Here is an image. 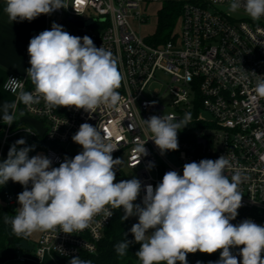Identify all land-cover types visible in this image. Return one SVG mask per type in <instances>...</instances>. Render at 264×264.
I'll list each match as a JSON object with an SVG mask.
<instances>
[{
  "label": "built area",
  "instance_id": "obj_1",
  "mask_svg": "<svg viewBox=\"0 0 264 264\" xmlns=\"http://www.w3.org/2000/svg\"><path fill=\"white\" fill-rule=\"evenodd\" d=\"M64 2L67 8L45 14V30L55 23L73 36L87 35L97 48L111 51L122 75L117 89L121 100L114 107L100 105L93 113L74 107L48 109L43 100L25 105L19 100L20 92L34 93L35 87L27 74H10L4 90L17 98L16 109L42 122L46 131L41 135L30 128L15 129L12 123L6 125L3 144L24 131L30 136L29 158L43 155L52 161V167H59L65 158L81 153L63 147L83 149L72 140L80 125H99L113 133L110 142L116 150L112 156L122 160L115 169L116 182L127 180L124 169L131 179L140 180L137 201L141 207L145 186L155 188L166 172L182 175L186 163L225 155L230 162L225 175L231 179L232 174H240L238 190L243 195L238 215L230 223L238 225L250 219L264 226V98L254 91L257 81L264 79V17L254 21L243 8L238 10L244 14L241 18L222 12L220 7L229 6L230 0ZM155 4L161 6L159 12L165 4L182 6L169 39L163 43L153 41L157 28L152 34H143L150 23V7ZM160 74L169 81H162ZM10 79L16 81L10 84ZM185 113L191 114V122L178 131V150L161 155L143 120L166 115L177 117L174 122H178ZM205 114L212 119H205ZM143 143L147 155L141 156L136 148ZM150 164L154 167L149 170ZM6 202L14 205V195H8ZM107 207L113 211L111 217L105 220L101 212L80 232L65 234L59 227L42 232L31 257L38 261L54 257L58 264V259L69 264L76 256L95 255L114 219L115 208ZM242 247L233 246L238 264H242Z\"/></svg>",
  "mask_w": 264,
  "mask_h": 264
},
{
  "label": "clouds",
  "instance_id": "obj_2",
  "mask_svg": "<svg viewBox=\"0 0 264 264\" xmlns=\"http://www.w3.org/2000/svg\"><path fill=\"white\" fill-rule=\"evenodd\" d=\"M67 7L64 0H6L4 11L10 22H22ZM241 8L254 21L264 17V0H230V12ZM28 54L31 67L26 70L27 77L35 92H20L19 100L25 105L43 100L48 109L74 107L93 113L100 105L114 107L121 100L117 89L122 75L116 58L111 51L97 48L87 35L73 36L53 23L51 30L30 39ZM15 81L10 79L9 83ZM254 91L264 98V79L257 81ZM15 108V103L3 105L5 124L15 122L14 113L9 111ZM176 118L153 115L143 120L161 155L178 150V131L191 122L190 113L174 122ZM112 135L99 125L81 124L72 140L83 151L72 159L65 158L59 167H52V161L43 155L29 158L31 146L17 148L26 143L24 139L10 147L8 158L0 162V185L11 180L24 186L18 194L20 207L15 216L4 218L16 236L26 237L57 227L60 232L74 234L88 227L101 212L105 220L111 217L113 211L107 207L110 205L123 209V220L138 217V223L130 229L134 241L124 239L115 245L120 257L135 242L140 244L135 255L141 264H187L188 253L212 254L221 249L215 264H238L230 248L243 246L242 264H264V226L250 219L238 225L230 223L238 215L243 195L238 190L240 174H232L231 179L225 175L230 167L225 155L186 163L182 175L166 172L155 188L151 184L145 186L141 207L134 204L141 191L139 179L114 182L115 169L122 160L113 159L116 148L110 142ZM144 145L136 148L141 156L147 155ZM152 167L150 164L149 170ZM69 264L92 262L76 256Z\"/></svg>",
  "mask_w": 264,
  "mask_h": 264
},
{
  "label": "crops",
  "instance_id": "obj_3",
  "mask_svg": "<svg viewBox=\"0 0 264 264\" xmlns=\"http://www.w3.org/2000/svg\"><path fill=\"white\" fill-rule=\"evenodd\" d=\"M5 7L6 0H0V162L8 158L9 149L17 140L24 139L26 141L24 145H17L18 149L31 146L30 136L24 131L14 134L5 145L3 144L7 125L2 121L3 105L17 104V98L7 93L4 90V85L10 74L20 77H24L27 74L26 70L30 67V56L28 54L30 39L44 31L47 24L45 14H41L32 21L10 22L4 11ZM9 111L10 113H14L15 122L13 124L15 129L30 128L44 135L46 130L42 122L26 114L21 115L23 112L20 109H9ZM8 183L12 190L11 195H14L15 198L14 205L12 206L17 211L20 207L18 194L24 190V186L11 180ZM27 187L31 190V183ZM41 234L42 232L38 231L28 235V245L34 248ZM31 252L24 249L16 251L12 242L8 241L6 249L0 252V264H58V261L54 257H46L42 261H38L31 257ZM22 257H25L26 260L20 261ZM186 259L187 264H203V259H199L194 253H188ZM219 259L215 257L216 261Z\"/></svg>",
  "mask_w": 264,
  "mask_h": 264
},
{
  "label": "trees",
  "instance_id": "obj_4",
  "mask_svg": "<svg viewBox=\"0 0 264 264\" xmlns=\"http://www.w3.org/2000/svg\"><path fill=\"white\" fill-rule=\"evenodd\" d=\"M182 12V6L179 4H165L158 15L157 33L153 39L156 43H163L169 39ZM11 188L7 182L0 185V252L6 249L8 241H11L16 251H22V242L28 241V236H16L12 231L11 224L4 222L5 216L13 218L16 212L14 207L6 202L7 196L11 194ZM123 209H115L114 219L111 226L105 231L103 241L98 245V251L95 255H84L81 259L90 260L92 264H141L135 253L139 250L140 244L130 243L128 252L125 256H118L115 245L124 239L134 241V236L130 232L133 226L130 217L123 220ZM60 264H68L63 259H58Z\"/></svg>",
  "mask_w": 264,
  "mask_h": 264
},
{
  "label": "rangeland",
  "instance_id": "obj_5",
  "mask_svg": "<svg viewBox=\"0 0 264 264\" xmlns=\"http://www.w3.org/2000/svg\"><path fill=\"white\" fill-rule=\"evenodd\" d=\"M161 8V6L159 4H155V5H152L150 7V23L146 26V30H144L143 34L144 35H148V34H152L153 32H155L156 28L157 27V24H158V19H157V16H158V13L159 12L158 10ZM221 11L226 13V14H231L232 16H235L236 18H241L244 16V14H242L240 11H236V12H230L229 11V6H223V7H220ZM160 79L162 81H165V82H168L169 81V78L166 77L165 75L163 74H160L159 75ZM161 87V85H158V88ZM204 118L207 119V120H211V116L208 115V114H205L204 115ZM64 149H67L69 150L70 152H77L79 153L78 151L82 152L83 149H77V148H71L70 146H63ZM123 175L127 178V180H130L131 177H130V173L128 170L124 169L123 170ZM118 179H115V182L117 181ZM134 204H139L140 203L136 200L134 201ZM141 206V205H140ZM130 220L132 222V224L134 225L135 223H138V217L137 216H131L130 217ZM152 230H149V232H151ZM222 249L221 250H218L217 252L215 253H212V254H207V253H201L199 251H197L196 253H194L195 255L198 256L199 259H203V264H215L216 260H215V257H218L220 258V253H221ZM230 252L235 255V249L233 247L230 248Z\"/></svg>",
  "mask_w": 264,
  "mask_h": 264
},
{
  "label": "water",
  "instance_id": "obj_6",
  "mask_svg": "<svg viewBox=\"0 0 264 264\" xmlns=\"http://www.w3.org/2000/svg\"><path fill=\"white\" fill-rule=\"evenodd\" d=\"M78 23V22H77ZM78 24H80V26H81V23H78ZM121 181H124L123 179H120L119 180V182H121ZM13 212H16L15 211V209H13ZM22 248L25 250V251H33V247H30L29 245H28V242L27 241H24V242H22Z\"/></svg>",
  "mask_w": 264,
  "mask_h": 264
}]
</instances>
